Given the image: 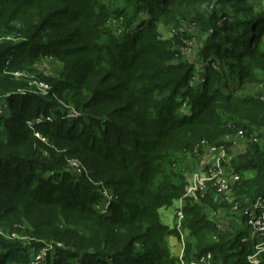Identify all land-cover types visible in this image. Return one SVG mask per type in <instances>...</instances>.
Masks as SVG:
<instances>
[{
  "label": "trees",
  "instance_id": "16d2710c",
  "mask_svg": "<svg viewBox=\"0 0 264 264\" xmlns=\"http://www.w3.org/2000/svg\"><path fill=\"white\" fill-rule=\"evenodd\" d=\"M254 2L264 0H0V38L16 34L0 42V264L45 247L50 264H178L160 220L185 196L178 159L240 131L249 141L231 161L242 177L237 197L231 205L206 193L187 198L182 223L200 237L189 253L247 263L243 227L215 242L202 230L213 228L208 210L236 208L245 222L264 196V100L244 92L264 81V13ZM161 26L176 35L164 39ZM195 29L208 37L207 67L204 85L191 88L196 69L180 49ZM44 60L59 64L55 76H44ZM24 71L50 84L46 97L12 75ZM52 114L57 122L46 120Z\"/></svg>",
  "mask_w": 264,
  "mask_h": 264
},
{
  "label": "rangeland",
  "instance_id": "374dc122",
  "mask_svg": "<svg viewBox=\"0 0 264 264\" xmlns=\"http://www.w3.org/2000/svg\"><path fill=\"white\" fill-rule=\"evenodd\" d=\"M250 4L252 5V3H250ZM253 9H254V13L256 15H260L261 13H264V3L254 2L253 3ZM242 16H239V17L243 18ZM141 18L143 20H145L148 18V15L143 14V15H141ZM181 30L184 32V29H181ZM160 31L163 33L164 39H172L176 35V32H174L173 30H165L162 26H161ZM191 32L194 33L193 37L190 38L189 40H186L185 41L186 46L182 47L180 50H181V52H183L186 59L188 61H190V63L196 69L197 76L192 77V79L189 81V85L191 88H197L199 86H203L205 83V79H204V83L199 81V79H201L202 77H204L206 75V69L205 68L207 67V64L205 63V60H204L203 48H205V46H206V43L208 41L207 40L208 37H207V35H205V33H203L202 35H199L197 29H195L194 31H191ZM13 38H15V41H16V34L11 35V36L2 37V38H0V42L7 41V40L9 41ZM21 40L22 39H20V41ZM40 63H42V64H40ZM40 63H39L40 68L44 69L46 71L44 73V76L45 75L47 76L50 73L51 74L53 73V75L56 74L57 69L59 67V64L52 63L51 61H46V60H44V62H40ZM12 75L16 78H21V79L25 80L29 86V92L32 94H37L41 97H46L51 90L50 84L48 82H45V81H42L39 79V77L41 76L39 73L36 75H34V74L31 75L27 71H24L21 73L13 72ZM232 78H234V79L230 80L231 88H233L234 85L238 81V79H237L238 77H236L235 74ZM263 85H264L263 80L262 81H254V82H246L244 92L249 93V92L253 91V93L260 94V87L262 88ZM178 100L181 102L182 98H179ZM187 102L188 101L186 100V103ZM179 109H180L179 111L181 113H184V114H185V112L188 114L191 112L189 105H185V103H183V105H181V107ZM69 115H70V118H73V116H75L74 118H80L81 117L80 113H74L73 112V114H69ZM43 117H45V115H43ZM56 118H57V114H52L51 116L48 115L46 120L50 121V122H57ZM42 122H43V120L39 119L36 122V124L39 125ZM27 124L29 127H31V128L33 127L31 121H28ZM68 127H69V125H66L65 128L67 129ZM236 136H237V134L225 137L222 140L221 144L225 143V141H229L230 139L235 138ZM34 138L37 140H41L45 144L48 143V138L45 137L44 134L40 131H36L34 133ZM245 141H249V140L246 139ZM209 146H212V145L208 141L203 140L199 144H197L195 149L189 150L188 152L183 153V155L178 159L176 169L178 172L183 173V175L186 178L185 195L187 194V188H190V185H191L192 181L195 179V177L203 176V174H205L206 171L208 170L209 165L208 166L204 165L205 159L204 158L199 159V158H200L201 149H207V148H209ZM229 147H230L229 144H226V151H228ZM245 147L247 148V143H246ZM236 150L237 149H235L233 153L232 152L230 153L231 158L234 157L235 153H237ZM58 152H60L62 154H67L66 150H60ZM196 156H197V158H196ZM236 156H238V154H236L235 157ZM65 159H66V162L68 163L70 169L75 168V169L79 170L80 172H82L83 174L88 175V170L86 169V164H84L81 161V159H79V157L66 156ZM90 181H92V180H90ZM104 190H105V193L107 194L108 189H106L104 187ZM199 193L197 194V197H196L197 199L193 198L194 200L199 201L198 200ZM205 193L210 195V197L213 199L214 203H216L217 205H220V204L225 203V202H227L229 205L232 204V202L225 201L224 198L219 197V195L216 193L215 189H213L209 185L205 189V192L202 193L201 195L205 196ZM210 193L214 194V195H211ZM233 193H234V200H235V198L237 196L235 195L234 187H233ZM217 197L221 198V199H219L218 202L215 201V199ZM180 200H178L174 206L167 208V209L165 208L160 213L161 222L169 229V232H171V233H168L162 240L165 241L166 246L170 250L171 256L177 260L178 264H191L190 262L193 259H197L200 257H197V255H195V253H193V254L189 253L187 245H188V243H192V244L196 245L200 241V237L198 239V237L196 235L194 236L193 233H191L190 231L188 232V230L184 229L183 223H182V221L184 219V213H183L182 220H180L179 214L177 213V206H178ZM185 205H186V203L184 204V207H185ZM102 209H104V211H105V208L102 207ZM235 209L236 208H234V210ZM234 210L233 211H230V210L226 211L225 210V212L228 213L227 214L228 219L225 220L227 222H223V220H220L219 213L210 214L212 216L209 215L208 219L212 222L213 228H212V230H208L205 227V228H203L202 233H208V234H205V236L208 239H210V237H211L212 241L214 240V242H215V241L219 240L218 235L220 233L227 232V231L232 232L235 229L243 227V230L246 232V234L241 238L240 244L242 243L244 245H249V248L251 249V253H249L250 255H248L246 257V259L248 261L249 257L254 255L257 252V250L259 249L260 245H262V243L264 242V237L261 235V232H257L253 227L248 226L249 215H247V211L245 212V216H247V218L244 222L241 216L240 217L238 216V218H236L234 216L235 213H237V215H238L240 211H234ZM179 221H181V224H179ZM180 225L182 226L181 228H180ZM175 230H178L179 234L178 233L175 234L174 233ZM16 237H18V235L16 233L12 234V236H11V238H13V239H16ZM21 239L27 240L26 237H22ZM45 249H46V247L42 248L40 250L33 249L30 251H24V252H22V254H20L22 256L21 260H19L18 262H13L12 261L13 258H10L6 262V264H50V263H54V260L50 261L48 253L44 251ZM216 256L218 257V259L216 258ZM223 256H224L223 254H220L217 252H209V253L201 256V257H209L211 264H224V261H223L224 257ZM62 258L66 259L65 256H62ZM231 258H233V257H231ZM53 259H55V257ZM70 261L73 262V261H77V260H74V259L71 260L70 259ZM77 263H80V262H77ZM228 263H230V262H228Z\"/></svg>",
  "mask_w": 264,
  "mask_h": 264
},
{
  "label": "built area",
  "instance_id": "2783aa9c",
  "mask_svg": "<svg viewBox=\"0 0 264 264\" xmlns=\"http://www.w3.org/2000/svg\"><path fill=\"white\" fill-rule=\"evenodd\" d=\"M199 81L204 83L203 77ZM260 96L264 100V85L262 88L260 87ZM235 138L245 139L246 136L244 132L240 131ZM229 141H225L221 146H209V149L212 151H220V156L212 165H209L208 170L203 176L195 177L190 188H187V194L180 200L177 206V213L179 214L180 220L183 218L185 200L187 198H196L199 192V195L204 193L208 185L215 189L219 197L224 198L225 201H234L233 186L242 177L231 167V161L234 157L231 158L228 151H226V144ZM252 141L257 142L258 140L256 137H253ZM245 142L248 147V141ZM246 149L244 146L242 152L244 153ZM247 215H249L248 226L253 227L257 232H261V235L264 237V196L247 211ZM179 224H181V221H179ZM48 250L45 249L44 251L48 253ZM192 261L190 262L191 264H211L209 257H200ZM247 264H264V242L260 245L257 252L249 257Z\"/></svg>",
  "mask_w": 264,
  "mask_h": 264
},
{
  "label": "crops",
  "instance_id": "0c3cea01",
  "mask_svg": "<svg viewBox=\"0 0 264 264\" xmlns=\"http://www.w3.org/2000/svg\"><path fill=\"white\" fill-rule=\"evenodd\" d=\"M228 144H229V149H228V153L230 154L231 152L233 153L234 152V150L235 149H237L236 150V152L237 153H235V155L236 154H238V155H240V154H242L243 152H242V150H243V148H244V146H246V142H245V139L243 138V139H240V138H233L231 141H229V142H227ZM231 155V154H230ZM235 155H234V157H235ZM220 156V152L219 151H212V150H210L209 148H207V149H202L201 150V152H200V158L199 159H205V164L204 165H212L215 161H216V159L218 158ZM196 158H197V156H196ZM194 159V158H193ZM211 194V193H210ZM211 195H214V194H211ZM219 199H221V198H219V197H217L216 199H215V201H219ZM222 201V200H221ZM221 203V202H220ZM176 207V206H175ZM225 210L226 209H222V208H219L218 210H217V212L216 211H213V210H208L209 211V215L210 214H214V213H219V217H220V220H223V222H227V221H225L226 219H228L227 218V212H225ZM227 211V210H226ZM210 216H212V215H210ZM222 222V223H223ZM227 231V230H226Z\"/></svg>",
  "mask_w": 264,
  "mask_h": 264
}]
</instances>
